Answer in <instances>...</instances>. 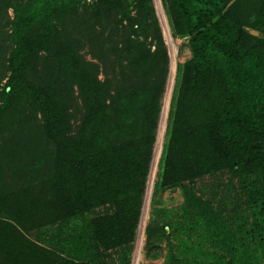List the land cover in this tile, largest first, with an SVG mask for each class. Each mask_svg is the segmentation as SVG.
<instances>
[{
    "label": "trees",
    "instance_id": "1",
    "mask_svg": "<svg viewBox=\"0 0 264 264\" xmlns=\"http://www.w3.org/2000/svg\"><path fill=\"white\" fill-rule=\"evenodd\" d=\"M231 1L166 0L179 31L191 37L194 56L179 69L159 184L185 180L182 158L187 172L230 171L264 264V4L253 9L252 26L262 35L256 37L244 33L236 18L243 0L229 6ZM126 2L97 0L79 7L73 1L0 0V264H94L87 260L94 243L110 248L136 238L156 121L148 120L145 105L135 110L132 103L150 83L163 93L169 60L161 41V67L151 58L148 63V49L132 37L136 22L117 18ZM133 3L152 10L150 0ZM8 25L10 32L4 31ZM85 49L97 63L85 57ZM186 85L202 91L201 102H192L190 110L206 118L209 149L203 151L198 135L180 147L176 143L173 129L184 112ZM139 120L131 132L124 125ZM114 195L118 216L88 215ZM206 222L210 227L217 216ZM66 227L67 259L31 237Z\"/></svg>",
    "mask_w": 264,
    "mask_h": 264
},
{
    "label": "rangeland",
    "instance_id": "2",
    "mask_svg": "<svg viewBox=\"0 0 264 264\" xmlns=\"http://www.w3.org/2000/svg\"><path fill=\"white\" fill-rule=\"evenodd\" d=\"M61 1L62 3L73 1V3H78V6L81 7L85 3H92L97 0ZM234 1L232 0L229 6ZM12 2L25 5L29 0H12ZM263 4L264 0H256L255 4L251 3V0H243L239 3L238 8L235 7L236 18L244 23L242 28L244 33L256 37L262 36L260 31L252 26V23L255 17L253 9L255 10ZM150 5L152 10L148 11V13H146V10L141 9L139 4L133 3V0H127L124 7H122L124 9L121 14L115 12L118 11V8H114V15L118 13L117 18L123 17L126 25L130 22H136L132 28V37L135 39L139 38L142 41L143 48L146 51L148 49V63L151 58L161 67L163 57L161 41L164 43L169 60L166 87L163 93L160 94L158 91V85V88L156 86L151 88L150 83L146 91L142 92L144 93L143 96L137 98L136 101L133 100L134 102L132 103L135 110L138 108L137 106L142 107V105H145L147 107L148 120L156 121L154 128L155 140L147 181L144 191L141 193L137 235L134 241L125 240L110 248L100 243H94L90 248L87 260L94 264H261L257 243L249 233L250 219L244 207L238 179L230 171L203 172V170H199V173H195L189 170L187 172L185 160L182 158L180 160V169L182 170V176H187H185V180L180 183H170L163 186L159 184L160 166L169 142L171 124L172 122L174 123V120H172L174 119L173 113L176 112L174 103L180 84L179 69L180 66L193 58L194 50L191 37L179 31L176 16L170 9V5L166 3V0H150ZM140 9L142 12H140ZM144 14H146L145 17H147L148 23L142 21ZM8 15L10 19L15 18L16 12L13 8L9 9ZM163 17H165L170 27L173 39L172 47L169 46L163 29ZM6 20L7 18L4 22ZM138 21L143 27H139ZM10 29V25L4 27V31L10 32ZM3 33L5 37V32ZM244 38L241 34L240 39L246 43L247 39ZM173 50L176 53V67L172 79L173 86L170 94L165 135L153 189L150 192L151 196H148L149 177L157 149L163 110L170 89ZM151 52H154L155 55L150 56ZM83 53L88 60L98 62L88 50L85 49ZM183 77L184 82H188V78L185 75ZM99 79L104 80L105 74L100 73ZM197 84L199 85L200 82H196ZM200 92L202 91L198 89L192 92L189 89V85L184 86L182 102L184 112H181L178 121L175 123L176 125L173 124L175 127L173 130L177 131L176 143H178V147H180V144H184L187 138H192L195 135L197 137L198 135L197 144L199 150L203 151L204 147L209 149L203 136V126L206 122L205 115L200 114L198 109L193 112V115L190 110L192 102L195 101L196 106L201 102V99H199L201 98ZM185 112H189L186 117ZM187 121L189 126L186 124ZM141 123L140 120L137 122L129 121L125 122L124 125L131 132ZM192 125L196 127L195 132H192V128H190ZM187 126L188 128L186 129ZM149 130L151 129L149 128ZM204 161L206 162V160ZM186 189L188 193H186ZM112 198L96 206L88 215L92 217L100 216L101 218L118 216L120 206L115 195ZM132 200L134 201L133 204L137 203L135 198H132ZM201 202L203 203L200 204ZM147 204L148 215L147 220H145L143 217L147 212ZM208 216H217V222L212 223L210 227L205 225ZM69 230L66 227L60 231L54 229L48 232H34L31 237L42 245L57 247L59 251L63 252L62 257L67 259L69 258L67 240Z\"/></svg>",
    "mask_w": 264,
    "mask_h": 264
},
{
    "label": "bare ground",
    "instance_id": "3",
    "mask_svg": "<svg viewBox=\"0 0 264 264\" xmlns=\"http://www.w3.org/2000/svg\"><path fill=\"white\" fill-rule=\"evenodd\" d=\"M164 16V15H163ZM163 29L167 38V41L169 43V46H173V39H172V35H171V31H170V27L165 19V17H163ZM176 43V42H175ZM172 56H173V63H172V69H171V83H170V89H169V94L167 95L166 98V105L164 107L163 110V115H162V119H161V128L159 129V136H158V142H157V149L155 152V158L153 160V164H152V169H151V173H150V177H149V195L151 196V191L153 189V184H154V179L158 170V163H159V158H160V153L162 150V143H163V139H164V135H165V127H166V119H167V115H168V109H169V101H170V94L172 91V79L174 77V72H175V67H176V53L174 52V50L172 51ZM150 198V197H149ZM146 213L143 217V219L147 220V215H148V204H147V208H146Z\"/></svg>",
    "mask_w": 264,
    "mask_h": 264
}]
</instances>
